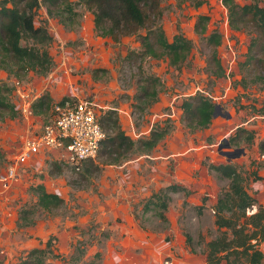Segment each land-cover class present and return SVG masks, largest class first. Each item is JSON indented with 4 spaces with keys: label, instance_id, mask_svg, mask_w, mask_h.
<instances>
[{
    "label": "rangeland",
    "instance_id": "rangeland-1",
    "mask_svg": "<svg viewBox=\"0 0 264 264\" xmlns=\"http://www.w3.org/2000/svg\"><path fill=\"white\" fill-rule=\"evenodd\" d=\"M203 1L204 4L196 8L189 0H161L159 24L169 42L181 34L192 43L188 58L178 67L170 66L165 58L154 60L140 55L139 36H143L145 30L114 42L96 35L92 15L84 6L77 8L79 22L71 30L60 25L57 19L48 18L44 7L39 9L35 25H45L53 38L49 46L53 60L50 72L46 76L29 73L18 80L20 85L17 86L13 77L0 70V86L6 84L13 88L10 98L20 112L16 119L0 120V264H21L31 250L45 249L47 243L51 253L46 258L48 264L92 261L97 264H156L155 258L149 255V242L160 247L159 251L166 245L182 242L190 255L205 256L202 253L204 245L219 235L212 207L230 184L229 180L209 170L210 164L236 166L246 178L249 193L264 206V156L258 149L264 140V88L261 82H254L253 66L241 67L254 34L250 29H230L222 0ZM237 1L240 5L253 2ZM199 16L209 17L203 35L195 31ZM214 32L223 37L222 45L216 49L226 71L222 78L213 77L208 70L211 48L207 38ZM148 77L159 80V93L157 101L145 108L137 99L138 85L145 83ZM45 93L50 95L53 104L62 100L71 104L78 101L93 104L98 120L114 111L121 130L134 141L148 137L154 125L169 127L167 137H174V150L179 152V157L173 159L182 162L168 160L167 170L171 176L176 173L183 176V181L187 173L193 178L190 184L170 185L185 187L191 195L184 191L170 194L166 211L152 205L144 209L148 197L168 185L142 184L132 190L134 182H131L132 188L108 184L118 176V168L137 158L144 169L139 166L135 170L129 165L131 167L123 168L122 173L129 171V177L137 180L146 178L145 168L151 162L146 156L163 155L158 149L163 140L148 153L134 150L121 166L102 167L99 174L86 173L92 161L74 169L67 163L65 151L60 150H43L28 158L25 164L16 165L25 142L38 139L53 116L52 111L42 116L32 114L28 118L23 114L26 105L31 107ZM196 93L210 96L216 104L215 116L207 129L190 130L182 118L183 101ZM239 128L254 132V143L243 141L239 147L226 148L225 141L230 143ZM203 146H208L209 151L201 163L208 172L200 174L194 168H187L194 167L195 152H185L191 147ZM230 152L236 157L229 158L227 153ZM187 160L191 162L188 164ZM93 162L99 163L100 159L97 157ZM9 170L15 171V178L5 184L2 177ZM39 185L59 196L63 205L51 212L40 209L34 191ZM125 189L131 195H123ZM116 196L119 203L111 202ZM119 204L128 206L125 211L131 212L133 219L124 220L125 211L118 210L121 209ZM23 210L28 213L32 225L18 226ZM256 210L257 207L250 214ZM134 222L140 229L133 237V232L127 233L124 225ZM186 236L191 239L190 247L186 245ZM169 261L164 255L159 264Z\"/></svg>",
    "mask_w": 264,
    "mask_h": 264
},
{
    "label": "trees",
    "instance_id": "trees-1",
    "mask_svg": "<svg viewBox=\"0 0 264 264\" xmlns=\"http://www.w3.org/2000/svg\"><path fill=\"white\" fill-rule=\"evenodd\" d=\"M186 1V0H183ZM194 7L199 8L203 0H189ZM161 0H1L0 1V70L13 77L17 82L29 73L46 76L53 60L49 54V46L53 41L47 27L35 25V18L41 7L45 8L48 18L57 19L58 23L67 29H73L78 24L80 14L77 8L84 6L92 15L93 29L97 36L110 38L119 42L122 37L132 36L145 30L139 36L140 55L154 60L166 59L170 66L178 67L188 58L192 43L181 34L174 36L171 42L165 36L159 24L162 17ZM222 5L228 13V24L233 31L250 29L253 41L246 55V61L241 67L253 66L254 82L264 88V0H253L251 4L240 5L237 0H222ZM208 16H199L195 31L199 35L206 33ZM223 37L216 32L211 33L207 43L211 48L208 56L209 73L215 78L225 77L226 71L217 57L216 49L222 45ZM145 83L138 85L140 104L149 108L157 101L159 80L154 77L145 78ZM13 88L6 84L0 86V120L19 117L20 112L12 103L10 95ZM68 100L60 101L63 105ZM56 104V103H55ZM48 93L43 94L31 105V112L42 116L52 111L54 105ZM183 121L190 130L207 129L216 111V104L210 96L196 93L188 97L181 105ZM99 123L105 134L98 153L99 163L90 162L86 173L99 174L102 167L121 166L134 150L142 149L144 153L152 151L159 142L170 133L167 126L154 125L148 137L134 141L121 130L114 111L107 112L99 118ZM106 133V132H104ZM253 144L254 132L244 128L237 129L231 137L230 145L239 147L241 142ZM259 152L264 156V140L258 145ZM1 156V153H0ZM209 170L221 179L229 180L227 190L219 194L212 207L214 226L219 235L204 245L205 264H264V206L260 205L246 187V178L233 164L208 165ZM37 195V205L46 212L59 209L63 200L48 193L43 185L34 188ZM185 188L170 185L159 190L145 201V208L150 205L166 211L170 202V194H177ZM257 210L250 214L254 208ZM200 210V208L198 209ZM164 219V217L162 218ZM19 227H27L33 223L28 220L26 211L20 212ZM187 247L191 239L186 236ZM191 253L194 254L193 251ZM82 254V253H81ZM51 255L49 244L45 249H33L21 264H48L47 256ZM100 255L97 254L96 258ZM86 264H97L92 261Z\"/></svg>",
    "mask_w": 264,
    "mask_h": 264
},
{
    "label": "built area",
    "instance_id": "built-area-1",
    "mask_svg": "<svg viewBox=\"0 0 264 264\" xmlns=\"http://www.w3.org/2000/svg\"><path fill=\"white\" fill-rule=\"evenodd\" d=\"M16 85L19 86L20 83L17 82ZM22 111L25 118L32 115L30 105H26ZM52 113L50 123L43 128L41 136L25 142L24 151L16 158V165L25 164L28 158L43 150L65 151L67 163L74 169L94 161L101 142L105 139L94 105L83 101L74 104L67 101L63 105L56 103ZM14 175L15 171L9 170L7 175L2 177L3 182L14 179Z\"/></svg>",
    "mask_w": 264,
    "mask_h": 264
},
{
    "label": "crops",
    "instance_id": "crops-1",
    "mask_svg": "<svg viewBox=\"0 0 264 264\" xmlns=\"http://www.w3.org/2000/svg\"><path fill=\"white\" fill-rule=\"evenodd\" d=\"M126 135H128V134H126ZM173 142H174V137H171V136H170V138L166 137L161 142L160 147L158 148V149H160V152L163 155H161V154L157 155L156 154L155 156H152V155L146 156L149 159H151V162L153 160L155 162H153V163L149 162L148 163V166L145 168L146 172H147V176L143 180H137L135 177H129L130 176L129 171H127V173H122L123 168L131 167L129 165H132V167H135L134 168L135 170L139 166L144 169V166H142V164L140 163V158H137L135 160H130L129 162L131 164H125L124 166L118 168L120 171V172H118V176L114 177L113 180L108 181V184L115 185V186H119L121 184H124V185H128L129 188H132L131 182H134L135 185H134V188L132 190L137 188L138 185L140 186L142 184H144L146 186H149V185L161 186L162 184L170 186L171 183H176V184L180 183V185L190 184L192 182V179H193L191 173L190 174L187 173V175H186L187 179L185 181H183V178H184L183 176L179 177L177 173L174 176H171L170 170L169 169L167 170L166 166H168V164H170V162H168V160H174L177 163L180 160V159H173V158L179 157L178 156L179 152L177 153L176 150H174V146H173L174 143ZM163 145L165 147H163ZM207 150H208V146H203V147L197 148V149L194 147H191L190 149H188L185 153H189L190 151H193V152H195V155H194L195 157L192 159V162H194V167L190 166L187 168L188 169L194 168V169H196V171H199L200 174H204V173L208 172V170L204 166H202V163H201V159L203 156H206ZM185 153L181 152V154H185ZM159 160H161V161L159 162ZM180 161L182 162V160H180ZM187 161H188V164H189V162H191V160H187ZM157 162H159V163L157 164ZM156 164H157V166L155 167ZM153 168H155V170L148 173V171L152 170ZM163 177H167V179L169 178V180H167V179L163 180ZM171 178H172V181H171ZM196 183H198V180L196 181ZM177 185H179V184H177ZM119 188H120V186H119ZM157 188H159V187H157ZM183 188H185V187H183ZM127 189L122 191L123 195H125V193L127 195H131V193L128 192ZM162 189H164V188H162ZM185 189L187 190V188H185ZM187 191H189V190H187ZM191 193L192 192H190V195H191ZM150 196H152V195H150ZM150 196L148 197V199L150 198ZM116 198H117V196L115 198L112 197L110 200V198L108 197V199L111 202L119 203L120 199L118 198L116 200ZM121 204H119V207L121 209H118V210H122V211L128 210L127 205L122 206ZM122 216H125L124 220L133 219V215L129 211H127V212L125 211L122 214ZM124 228L127 229L126 230L127 233L133 232V237H134V233L138 235V232L140 229L135 222L132 223L131 225H129V224L124 225ZM174 246H176V248H174ZM169 247L171 248V252H169ZM148 248H149L148 251L149 252L151 251L150 252L151 254H149V255L151 257L153 256V259L155 258V260H157V261L153 260L154 262H156V264L157 263L159 264V261L161 260V258L164 255L166 257L170 258L169 264H205V262H206L205 256H201V255L195 256L192 254L190 255L189 251L186 249V247L183 245L182 242H179L176 244L172 243L171 245H166L165 247H161L160 251H159L160 247L156 248L153 243L149 242Z\"/></svg>",
    "mask_w": 264,
    "mask_h": 264
},
{
    "label": "water",
    "instance_id": "water-1",
    "mask_svg": "<svg viewBox=\"0 0 264 264\" xmlns=\"http://www.w3.org/2000/svg\"><path fill=\"white\" fill-rule=\"evenodd\" d=\"M215 116V113H214V115H213V117ZM226 148H231V145H230V143H229V141L227 142V141H225V145H224ZM240 151V150H239ZM238 151V152H239ZM227 156L229 157V158H234V157H236V154L235 153H232V152H230V153H227Z\"/></svg>",
    "mask_w": 264,
    "mask_h": 264
}]
</instances>
